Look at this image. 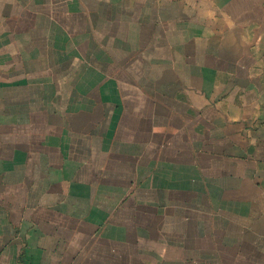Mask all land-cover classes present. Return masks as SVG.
Instances as JSON below:
<instances>
[{
    "label": "crops",
    "instance_id": "0c3cea01",
    "mask_svg": "<svg viewBox=\"0 0 264 264\" xmlns=\"http://www.w3.org/2000/svg\"><path fill=\"white\" fill-rule=\"evenodd\" d=\"M0 264H264V0H0Z\"/></svg>",
    "mask_w": 264,
    "mask_h": 264
}]
</instances>
